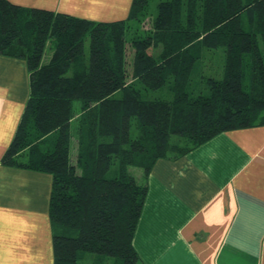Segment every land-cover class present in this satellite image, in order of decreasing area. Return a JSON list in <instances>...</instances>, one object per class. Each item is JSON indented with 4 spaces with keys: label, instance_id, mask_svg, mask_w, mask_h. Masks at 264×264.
Instances as JSON below:
<instances>
[{
    "label": "trees",
    "instance_id": "obj_1",
    "mask_svg": "<svg viewBox=\"0 0 264 264\" xmlns=\"http://www.w3.org/2000/svg\"><path fill=\"white\" fill-rule=\"evenodd\" d=\"M153 1L106 23L0 0V55L25 59L31 81L3 164L52 174L54 264H140L134 236L156 162L264 125V0H162L150 14ZM139 18L150 28L128 37ZM220 48L221 76L206 75Z\"/></svg>",
    "mask_w": 264,
    "mask_h": 264
},
{
    "label": "crops",
    "instance_id": "obj_2",
    "mask_svg": "<svg viewBox=\"0 0 264 264\" xmlns=\"http://www.w3.org/2000/svg\"><path fill=\"white\" fill-rule=\"evenodd\" d=\"M95 22L128 17L133 0H8ZM31 93L25 59L0 55V264H54L50 173L3 158ZM134 236L140 264H264V125L227 131L160 159Z\"/></svg>",
    "mask_w": 264,
    "mask_h": 264
},
{
    "label": "rangeland",
    "instance_id": "obj_3",
    "mask_svg": "<svg viewBox=\"0 0 264 264\" xmlns=\"http://www.w3.org/2000/svg\"><path fill=\"white\" fill-rule=\"evenodd\" d=\"M160 1L162 0H154L153 2H151L149 10H150V14H156L157 12V6L160 3ZM152 21L150 19H146L143 20L142 18H139V20L134 21L129 23L128 25V37H132L134 35H138L141 33H145V31H148V28H150ZM89 43H90V38H86L85 44H84V52L85 53V58L83 60H87L88 57V48H89ZM50 46V45H49ZM52 50H50V47H48V49L46 50V56L45 59L48 60L49 57L51 56V52ZM209 56L206 59V66L204 69V73L206 75H215V74H219V76H221V71L223 68V64H224V59H225V51L223 48H220L218 50H215L213 52H209L208 53ZM74 108L76 110V118L74 119V121L72 122V127L74 129V131H76V127L79 125L80 119L81 117H83L84 115H82V113L84 112L83 109V105L81 104V102L76 101L74 103ZM73 150H72V155H73V160H75V150H76V146L77 143L76 141L73 142ZM132 173L135 175V177L137 178L138 182H142V178H143V170L141 168H132L131 169Z\"/></svg>",
    "mask_w": 264,
    "mask_h": 264
}]
</instances>
